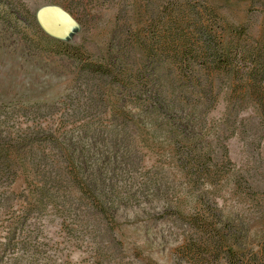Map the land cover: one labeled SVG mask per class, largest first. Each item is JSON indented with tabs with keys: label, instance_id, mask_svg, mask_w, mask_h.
Returning <instances> with one entry per match:
<instances>
[{
	"label": "rangeland",
	"instance_id": "obj_1",
	"mask_svg": "<svg viewBox=\"0 0 264 264\" xmlns=\"http://www.w3.org/2000/svg\"><path fill=\"white\" fill-rule=\"evenodd\" d=\"M205 26L259 46L264 0H0V264H264V89L174 61Z\"/></svg>",
	"mask_w": 264,
	"mask_h": 264
},
{
	"label": "trees",
	"instance_id": "obj_2",
	"mask_svg": "<svg viewBox=\"0 0 264 264\" xmlns=\"http://www.w3.org/2000/svg\"><path fill=\"white\" fill-rule=\"evenodd\" d=\"M205 28L204 36L195 40L191 44V47L186 44V39H184L180 44L181 47L174 52V57H176L174 61L180 66L182 65L184 70L194 72L192 66L198 64L196 63V59L200 58L203 61L199 64L203 68L209 69L210 71L221 70L230 73L232 70H244L246 59L251 57L252 63L248 66L252 70L249 80L254 86L259 87V89L261 88L258 84H262L264 89V42L259 46H248L249 48H246L245 46L247 45H244L240 41V37L247 30V27L244 26L239 27V30L234 32L238 36L237 39L234 36L227 37V35H220L214 29H211V27L207 29L205 26ZM181 49L182 51H180ZM260 94L264 98V92L262 90ZM201 231H203L204 237L201 239L192 237L190 243L186 245V248L201 259H204L205 253L212 254L215 257L221 250L220 246L224 244L222 237L218 233H214L213 229H208V227H204ZM201 246H209L210 249ZM203 249L205 253L202 251ZM226 252L230 257L233 255L229 247L226 249Z\"/></svg>",
	"mask_w": 264,
	"mask_h": 264
},
{
	"label": "water",
	"instance_id": "obj_3",
	"mask_svg": "<svg viewBox=\"0 0 264 264\" xmlns=\"http://www.w3.org/2000/svg\"><path fill=\"white\" fill-rule=\"evenodd\" d=\"M36 22L41 30L54 38L64 39L76 27V19L59 5L40 7L36 14Z\"/></svg>",
	"mask_w": 264,
	"mask_h": 264
}]
</instances>
